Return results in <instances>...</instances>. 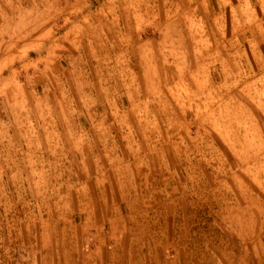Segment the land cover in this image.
Instances as JSON below:
<instances>
[{
	"label": "rangeland",
	"instance_id": "1",
	"mask_svg": "<svg viewBox=\"0 0 264 264\" xmlns=\"http://www.w3.org/2000/svg\"><path fill=\"white\" fill-rule=\"evenodd\" d=\"M0 264H264V0H0Z\"/></svg>",
	"mask_w": 264,
	"mask_h": 264
}]
</instances>
